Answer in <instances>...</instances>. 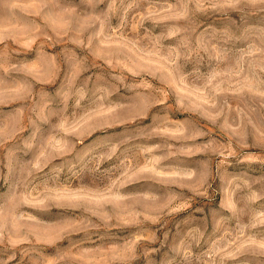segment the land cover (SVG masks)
Returning <instances> with one entry per match:
<instances>
[{
	"label": "rangeland",
	"instance_id": "rangeland-1",
	"mask_svg": "<svg viewBox=\"0 0 264 264\" xmlns=\"http://www.w3.org/2000/svg\"><path fill=\"white\" fill-rule=\"evenodd\" d=\"M0 264H264V0H0Z\"/></svg>",
	"mask_w": 264,
	"mask_h": 264
}]
</instances>
